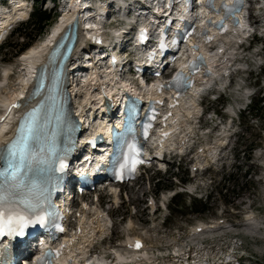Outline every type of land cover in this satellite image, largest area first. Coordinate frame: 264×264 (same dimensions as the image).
<instances>
[{"label":"rangeland","instance_id":"rangeland-1","mask_svg":"<svg viewBox=\"0 0 264 264\" xmlns=\"http://www.w3.org/2000/svg\"><path fill=\"white\" fill-rule=\"evenodd\" d=\"M43 1L34 0L33 8L45 9L47 5ZM56 14V10L50 13L51 20L41 35L32 41V45L44 37ZM33 29L31 26H18L0 47V72L7 70L9 74L7 79L0 75V100L10 90H17L18 78L24 74L21 55L12 56V47L26 41L18 34L24 32L30 35ZM253 41L264 47L263 41L257 38ZM249 48L251 49L247 54L239 55L237 52L233 55L236 57L234 67L246 68L241 71L240 76L232 77L234 87L228 92L224 91L218 101L208 99L202 103V109L214 110L221 115L223 124H229L230 118L231 127L228 129L236 134L231 135V131L224 132L222 129L221 135L226 137L221 146L213 150L207 162L203 163L200 153L195 152L196 146L199 145L198 150L212 148L222 137L218 136L220 131L216 123L204 116L199 122L205 130L198 132L195 128L198 134L193 139V154H197H192L190 160L185 157L178 162L177 158H168V162L159 165L167 168L166 172L151 168L133 186L115 190L118 192L117 200H110L107 194L111 191L102 193L99 206L102 214L106 213L108 218H104L105 232L102 237L105 239L94 248L100 255L109 257L112 254H122V244L137 237L143 242V258L157 260L159 264H177L171 257L172 249L173 252L186 250L188 247L198 248V242L206 237H224L227 241H213V246L208 242L199 247L200 255L223 256L225 253L229 254L232 247L246 254L247 264H264V68L257 67L258 64L264 66V50H260V46L252 48L250 45ZM244 87L249 90L243 91ZM250 93H253L251 98L243 100L242 105H239L242 96ZM259 100L257 116L251 117L248 111L240 110L247 103L251 107L257 105ZM192 125L194 128V123ZM213 155L216 160L211 161ZM192 162L194 168L198 169L194 173L189 168ZM192 174L195 176L191 177ZM181 181H185L183 186L179 184ZM173 192L180 194L169 200L167 211L152 215L151 208L146 203L148 196L153 198L156 208L160 193H167L165 200H168ZM208 193L209 200H203ZM192 198L197 200L190 206ZM198 199H201L200 202ZM89 200L90 211L94 205L93 199ZM86 216L92 218L90 213ZM72 221L73 218L70 219ZM199 221L216 223V231L192 237L191 227Z\"/></svg>","mask_w":264,"mask_h":264},{"label":"bare ground","instance_id":"bare-ground-1","mask_svg":"<svg viewBox=\"0 0 264 264\" xmlns=\"http://www.w3.org/2000/svg\"><path fill=\"white\" fill-rule=\"evenodd\" d=\"M226 3H229L231 0H220ZM80 3L82 4V2H79L78 4L76 3V0H68L67 2V11H65L62 15L61 18L59 20L58 25L54 28V33L57 34L58 32H60L65 25H67L72 17L75 15L74 13H77V9L79 8L78 5H80ZM262 9L260 12L261 13H257V17L260 16V18L264 19V1L262 2ZM96 15H98L99 13L103 12L105 10V6L104 5H97L96 7ZM23 10V9H22ZM72 11V12H70ZM253 11H257L258 10H253ZM1 14V13H0ZM8 15L6 16L4 21H0V27L4 26L7 22V19H9V13H7ZM246 14L247 11L242 9L240 10L237 14L236 17L239 21V23L241 25H243V28L246 27L247 24H245L246 22ZM17 15L19 16L20 19H22L25 16V12L21 11L20 13H17ZM17 16V18H18ZM186 16V15H185ZM202 20H209L211 22H214L216 19H218L220 16H215L213 14H209V13H205L202 12L200 14ZM187 17V16H186ZM98 19V17H97ZM3 20V19H1ZM264 22V20H262ZM260 22V21H259ZM87 25H90V22L87 23ZM88 27V26H87ZM91 27L93 29H96V25H91ZM241 30L240 28H233L229 33L224 34V35H220L216 30L209 28L208 32H207V37L210 38V42L208 44H204L202 43L200 40H193L192 43L190 45L195 44L197 46V52H201L204 53L206 56V60H207V64H206V69L208 71V75L205 79L201 78L202 83L201 85H198V87L194 88L193 92H191V94H187L188 97L184 96V97H176L175 95L170 97V109L168 110L170 112V117L167 120V122L170 123V125L173 126H177L178 128L181 129V132L178 134V136L176 137L177 139L179 138L178 142H181V145L183 146L184 142L188 141L190 138V135L193 133L192 130V124H193V120L196 118V114L198 111V107L196 106L195 102H194V91L198 90V88H201L207 84H210L211 82L215 81V80H219L221 77H223V75L225 74V71L228 70V65L230 66L232 61H233V53H234V47L236 46L239 37L242 36L241 33H239V31ZM264 32V30H263ZM95 31H90V32H85V39H82L80 42L86 44L87 38L90 37L91 34H95ZM54 36V35H53ZM123 33H118L115 34V39H120L122 38ZM207 38V39H208ZM42 41V39H40V41L38 40V42H36V44L34 43L33 45H29V47L24 50L20 55V61H21V66H23V70L24 74L19 76V82L16 85V89L17 90H10L6 96H4L1 100H0V106L1 105H6L9 102H12L14 100H16L18 98L19 95H21L24 90L27 88V86L30 84L32 78H33V73L35 72L36 66L42 61V59L45 57V55L47 54L48 51V46L47 43H43L40 44V42ZM214 46L215 51H211L210 49H208V46ZM30 50V51H29ZM193 54L192 56H190L191 58H193ZM77 53L74 52L73 54V59L75 60ZM181 70L183 72H185L186 70L181 68ZM3 76H6L8 74L7 70H3ZM88 76H85L83 78L84 81H88L89 78H87ZM111 77L114 78L115 74L112 73ZM7 79V78H6ZM4 80V79H3ZM222 80V78L220 79ZM159 81H155L154 83H152V86L150 87V89L157 86ZM8 86V85H7ZM5 90V89H4ZM88 99H84V103L88 102ZM119 124H117L118 127ZM5 126L3 124L0 123V134L3 131V128ZM166 129H162L158 132V134H162L165 132ZM1 138V137H0ZM2 140V139H0ZM155 140H158L157 137L155 138ZM223 141V138H221L218 142L217 145H214V147L212 148H207L205 150H201L199 157L202 158L203 163L207 162V156H211V152L213 150H215L216 148L221 146V143ZM174 144H176V141L173 140L172 135H168L167 137H165V141L161 142V147L163 146H173ZM181 146V147H182ZM113 190L112 194H113V199L117 200V198L115 197V190L114 189H110ZM82 206V211L78 214V220H77V226L80 229L79 232L77 233H72L71 230L74 228H71L69 231L66 230L67 232H69V235H72L73 241H76L77 239L82 240L81 243H77L76 246L74 247L72 246V250L74 249H79V244L80 249L78 250L80 252V255L77 257L80 258L81 256H83L86 253V248H88V245H90V241H94L95 239H99L100 237L103 236L104 232H105V219L108 216L105 214L103 217L102 212H100L96 206L95 208H92V210L89 211L88 209V213H90L92 215V218L87 217V213L84 212V208L85 206ZM153 205H150V208H153ZM249 218V217H248ZM250 219V218H249ZM216 223H206L203 221H199L197 222V224H195L194 226L191 227V234L194 235L196 233L199 232H206L207 231H211L214 232V230L216 231ZM212 229V230H210ZM67 236V235H66ZM75 237V238H74ZM194 237V236H192ZM76 239V240H75ZM87 246V247H86ZM126 245L122 244V251L124 253L122 254H113L114 257H117L118 260L123 261L125 259L124 256L127 255V253H129L130 247H128V251H126ZM183 250V249H182ZM180 249L177 250V253H180ZM198 256L195 255L196 257V261L194 262V264H202V260H205V256L197 254ZM200 255V256H199ZM95 256H98L97 254H95ZM228 256V255H227ZM203 257V258H202ZM222 257L220 256L217 258L215 257H211L210 260L214 263H220L222 261ZM136 259V260H135ZM128 260H133L135 262H137L138 259V255L133 254L128 255ZM148 260V264H155L154 260H149V258H147ZM147 264V263H144ZM178 264H187L186 262H182V263H178ZM209 264V263H208Z\"/></svg>","mask_w":264,"mask_h":264},{"label":"snow or ice","instance_id":"snow-or-ice-1","mask_svg":"<svg viewBox=\"0 0 264 264\" xmlns=\"http://www.w3.org/2000/svg\"><path fill=\"white\" fill-rule=\"evenodd\" d=\"M199 59L202 61L203 57ZM17 132L18 138L0 150V232L7 229L23 235L27 223L25 217L37 214L40 201L37 198L35 203L29 202L27 199H22L19 193L33 187V182L27 179L30 174L54 170L52 167L54 150L45 147L43 118L37 116L36 110L27 114V123L24 127H19ZM140 163L143 161L130 159L126 166H130L134 172ZM64 167L61 161L60 169ZM20 203H23L24 207L17 210ZM136 247H141L139 242Z\"/></svg>","mask_w":264,"mask_h":264},{"label":"trees","instance_id":"trees-1","mask_svg":"<svg viewBox=\"0 0 264 264\" xmlns=\"http://www.w3.org/2000/svg\"><path fill=\"white\" fill-rule=\"evenodd\" d=\"M49 20H51L50 14L46 13L45 11H41L39 7H35L33 9V12L30 15L29 20L23 25V26H31L33 29L32 34L27 35L26 33H19L18 35H20L23 39H25L26 41L20 44H16L14 45L12 48V56H16L17 54H19L21 51H23L26 47H28L32 41H34V39L41 35V33L43 32L45 26L49 23ZM19 32V30H17V33ZM260 103V100L257 101V105H253V107L249 106L248 107V112L250 113L251 117H255L257 116L258 112H259V108L258 105ZM195 199H192L190 206L193 205V203L195 202ZM193 202V203H192ZM200 202V201H198Z\"/></svg>","mask_w":264,"mask_h":264}]
</instances>
